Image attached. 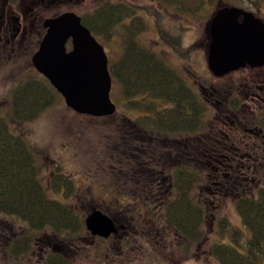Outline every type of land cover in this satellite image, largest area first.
I'll return each instance as SVG.
<instances>
[{
  "label": "trees",
  "instance_id": "1",
  "mask_svg": "<svg viewBox=\"0 0 264 264\" xmlns=\"http://www.w3.org/2000/svg\"><path fill=\"white\" fill-rule=\"evenodd\" d=\"M157 1L87 0L88 10L82 9L75 13L80 15L81 23L96 38L98 36L109 40L117 27L122 29V52L119 59L108 66L109 71L111 77L119 83L122 96L127 99L126 104L150 114L140 116L136 121L123 115L127 123L134 127L145 123L148 126L146 128H152L158 137H181L189 130L195 133L200 130L199 117L194 115L196 118L191 120L190 115H186L190 107L185 108L188 103L183 94L189 91L183 89L176 70L142 43L139 35L147 28L149 20L159 39L171 51L179 53L186 47L180 33L184 27L179 22L171 28L163 9L173 7L180 13L195 14L206 5L213 6L216 0ZM139 12L143 15H139ZM127 17L129 23L122 24ZM192 47L193 43L189 47L187 45L188 49ZM57 94L45 77L26 78L12 90V119L23 122L36 118L54 103ZM136 96L139 99H130ZM111 142L112 154L109 157L113 156L116 166L110 167L112 172L108 173L104 181L108 187L111 185L110 190L117 196L109 201H116L121 206L135 202L134 205L143 202V206H159L156 215L163 217L159 219L163 222V232L159 234L157 228H153L146 237H162L164 228H168L175 250L179 242L184 244L183 253H188L193 244L207 241L209 236L205 233V204L198 197V187L206 184L203 165L196 161L193 167L186 162L178 165L168 162L169 166L163 170L162 175L165 176V187L169 190L166 193L165 187L162 188V195L157 198L155 181L140 177L143 175V166L138 140L132 134L128 136L119 133V136H112ZM127 162L132 165L129 178L125 175ZM151 165L154 164L149 162L146 165L145 173L158 175ZM38 169L26 142L10 129L0 115V264H30L27 258L32 252V243L41 239V236L82 237L86 230L83 218L66 203L76 191L74 180L61 168L55 169L51 175L50 196L60 194L64 200L62 202L48 196L38 176ZM120 192L125 198H122ZM232 201L239 221L234 224L225 217L216 220L211 226L210 254L217 264H264V187L254 197H233ZM145 208L139 210L142 215L138 216L137 221L142 222L146 212L149 216L155 213L151 208ZM10 215L21 220L20 225H16L17 219ZM179 251L182 253L181 249ZM50 255L47 264H73L58 253L51 252ZM171 257L169 252L164 251L154 263L170 264Z\"/></svg>",
  "mask_w": 264,
  "mask_h": 264
},
{
  "label": "flooded vegetation",
  "instance_id": "2",
  "mask_svg": "<svg viewBox=\"0 0 264 264\" xmlns=\"http://www.w3.org/2000/svg\"><path fill=\"white\" fill-rule=\"evenodd\" d=\"M54 1L56 0H0V69L3 64L24 61L23 57L29 47H33L31 56L37 50L46 30L43 26L46 19L43 9L49 7ZM57 1L62 5L67 2L75 4L79 0ZM248 2L251 6L242 9L251 12L264 23V0H248ZM225 6L238 7L236 4ZM241 19L242 16H239V20ZM209 23L206 35L208 39L205 42L207 43L206 52L200 53V60L198 57L196 61L200 68H206V76L199 78L193 75L190 78L168 63L179 75L183 89L189 91L183 94L188 103L185 108L190 107L186 115H190L191 120L196 116L199 117V132L189 130L181 137L177 135L162 138L156 136L152 128H146L148 126L145 123L142 126L130 125V127H133L131 132L135 133L133 137L138 140L140 156L142 155L143 175L140 177L155 181L157 198H159L158 195H162V188L165 187L163 181L165 176L162 175L161 166L162 157L173 165L186 162L193 167L195 161L203 165L206 184L200 186L201 188L198 187V190L205 188L203 192H199L198 197L203 199L205 204L203 206L204 223L206 225L210 222L211 228L216 220L223 216L209 211L219 209L222 200L228 197L232 199L233 197H254L258 190L264 187V61L253 64L246 62L220 75L214 74L207 62L210 43ZM258 41L264 43V38H259ZM69 42L67 41L66 44L68 49H70ZM194 52H187L183 57L173 53L177 59L192 62ZM148 115L150 114L145 111L142 117ZM147 160L154 164L153 168L158 175L145 173L146 165L149 164ZM126 166L125 175L129 178L132 174V165L127 162ZM164 190L168 193L169 189L166 186ZM145 207L151 208L155 213L150 216L148 212L143 213V221L136 219L134 223L132 222L134 225L131 228V222L126 218L120 220L118 214L119 212L122 215H126V212L129 214V210H126L128 207L113 205L112 209L116 211L118 217L114 216L115 213L112 216L107 215L112 219L116 231L108 237L93 236L85 230L82 236L89 239L84 237L83 242L73 241L72 243L69 241L70 238L63 239V237L62 240L45 235L44 239H37L32 243L31 257L37 254L36 258L39 257L37 262L44 264L46 261L47 264L52 252L67 258L73 264H78L75 252H78L80 245L88 248L91 244L95 248L96 257L104 255L109 259L108 264H125L130 262L131 257L130 237L132 232L138 229L144 242L150 246L149 251L157 260L164 251L168 250V243L171 245L173 241L168 228H164L162 237H146L153 228H157L159 234L163 232L161 231L163 222L159 220L163 217L156 215L159 206L152 208V206L144 205L143 208ZM87 242L90 244H85ZM170 251L172 249L169 248Z\"/></svg>",
  "mask_w": 264,
  "mask_h": 264
},
{
  "label": "rangeland",
  "instance_id": "3",
  "mask_svg": "<svg viewBox=\"0 0 264 264\" xmlns=\"http://www.w3.org/2000/svg\"><path fill=\"white\" fill-rule=\"evenodd\" d=\"M126 1L158 2L157 0ZM230 3L237 4L236 6L241 8L251 6L248 0H216L213 6L206 5L195 14L180 13L174 10L173 7L163 9V13L167 19L166 21L170 23L171 28L174 25V27H176L179 22V25L182 28L184 27V30L182 29L183 31L178 27L176 28L181 31L180 33L182 34L183 43L186 45V47L180 50L177 54L183 57L187 51H196L192 54V62L175 58L176 55H174L169 46L159 39L156 30L149 20L147 21V28L139 35L140 40L163 58L165 63H169L173 67L175 66L190 78L193 75L202 78L206 76V68H200L196 61L198 60V57L200 60V53L204 51L206 52L207 49V43L205 42L208 39L206 38L208 23L217 8ZM58 4L59 2L56 0L49 7L43 9L45 10L43 12L44 18H48L67 10L73 12H79L82 9L88 10L87 0H79L75 4H73V2L72 4L68 2L62 5ZM214 6H217V8H214ZM138 14L143 15L140 12ZM129 21L130 19L127 17L121 23L127 24ZM121 32L122 29L119 26L115 29L113 36L109 40L98 36L96 38L104 47V51L108 57V66L115 63L121 55ZM174 33H177V31ZM192 43L193 47L188 49L187 45L189 47ZM31 48L29 47V50L24 55V61L13 64H3L0 69V115L6 120L10 129L15 134L20 135L28 145V148L33 154L35 164L39 168L38 176L45 190L49 193V195H47L50 198L64 202L60 194L50 196L52 191L49 185V179L53 172H55V169L57 170V168H61V171L63 170L64 173L70 175L72 180H74L76 187L74 194L67 199V205L73 208L82 218L89 214L92 209L100 210L101 212L112 216L116 212L113 211L112 206L117 205V202L115 201L112 203L109 199H115V196L117 195L114 194L113 190H110L109 187L111 185L108 187L106 181H104L105 177H107L108 173L111 171L110 167L116 166L113 156L111 155V157H109V154H112V136H115L116 134L119 136V133L128 136H131V134L134 135V132L131 133L133 127H130L131 124L127 123V119H125L123 115L136 121L138 117L143 115L144 110L127 105V99L122 96L119 83L112 78L110 98L116 106V111L110 116L94 117L76 113L66 106L62 96L57 94L54 103L47 106L36 118L23 122L14 121L11 117L12 90L26 78L42 77V75L33 67L31 62L30 58L32 57L31 54L33 52V49ZM130 99H139V96L131 97ZM127 132L130 133L128 134ZM161 161V166L163 170H165L169 166V163L165 160V157H162ZM151 166L154 167V165ZM204 189H200L199 192H203ZM120 194L122 198H125L124 194L121 192ZM134 204H136V202ZM134 204H126L128 207L126 210H129V214L128 212L125 213L126 215H122L120 212L118 213L120 220L126 218L131 222V228H133V223L141 214L139 210L143 208V202H140L139 205ZM233 206L234 202L232 201V197H228L227 199L222 200L219 209H211L212 211L209 212L216 215L218 213V215L225 217L235 224L238 223L239 219L237 214H235ZM10 216L17 219L13 215ZM114 216H117V214L115 213ZM210 216L212 217L211 214ZM133 217L136 218L134 219ZM17 221L16 225H20L19 222H21V220L17 219ZM210 224V222H207L205 225V233H208L209 236L208 240L193 244L189 247L190 249L188 253H183L185 248L182 242H179V245H177L175 250V248H173L174 244L172 245L171 243V245H169L167 241L166 243H168L169 247L166 252H169V248L173 251L169 252L172 256V259L169 260L170 264H217L215 258L209 252V243L211 241ZM84 237L85 236L71 237L69 241L72 243L75 241L83 242L82 239ZM40 238L44 239L42 236ZM142 238L143 237L138 229L136 232H132V236L130 237L131 249L129 247L131 254V257L129 256L130 262L125 264H155V257L149 251L150 246H148ZM85 239L88 240L89 238L85 237ZM85 244L90 243L87 242ZM178 247L181 249L182 253H180ZM94 250L95 248H93L91 244L88 248H84V245H80L78 252H75L74 255L80 264L109 263V259L104 255L96 257L94 255ZM32 255L30 254L28 256L27 261L30 264L39 263L37 262L39 257L36 258L37 254H34V257H31Z\"/></svg>",
  "mask_w": 264,
  "mask_h": 264
},
{
  "label": "water",
  "instance_id": "4",
  "mask_svg": "<svg viewBox=\"0 0 264 264\" xmlns=\"http://www.w3.org/2000/svg\"><path fill=\"white\" fill-rule=\"evenodd\" d=\"M43 26L45 33L31 57L34 68L76 113L94 117L114 114L107 54L81 23L80 15L67 10L46 18ZM209 34L207 62L216 75L246 62L264 61V43L258 41L264 38V23L251 12L222 6L210 20ZM84 225L93 236L106 238L116 231L112 219L100 210L87 214Z\"/></svg>",
  "mask_w": 264,
  "mask_h": 264
}]
</instances>
